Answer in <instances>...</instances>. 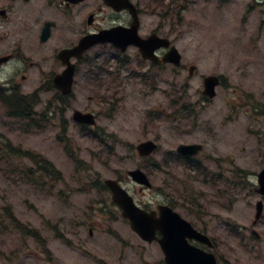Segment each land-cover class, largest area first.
Returning a JSON list of instances; mask_svg holds the SVG:
<instances>
[{
    "label": "rangeland",
    "instance_id": "374dc122",
    "mask_svg": "<svg viewBox=\"0 0 264 264\" xmlns=\"http://www.w3.org/2000/svg\"><path fill=\"white\" fill-rule=\"evenodd\" d=\"M182 9L170 34L182 55L185 79L166 69L149 73L137 61L135 72L146 74L149 84L140 78L126 81L123 88L112 87L107 103L78 79L66 112L67 133L61 118L52 119L40 132L12 129L0 106V264H164L156 247L146 246L131 231L108 194L76 191L88 182L125 176L140 165L151 172L154 188L141 192L124 183L138 203L153 208L172 203L189 221H208L209 234L220 246L221 264H264V214L255 228L260 238H252L249 231L260 199L254 191L256 175L264 168V4L188 0ZM190 66H197L193 77L188 74ZM15 74V68L4 69L0 81L14 77L25 94L37 89L36 73L24 84ZM209 75L224 77L212 100L202 95L203 79ZM116 93L115 100L109 98ZM39 97L40 111L55 103L53 92ZM75 110L97 115L101 128L97 133L104 132L105 143L81 133L72 121ZM150 139L161 148L153 161L145 163L129 146ZM3 143L50 160L64 183L55 189L52 182L43 184L41 180L47 179L41 173L31 174L35 165L5 156ZM181 144L204 146L196 162L203 173L191 174L176 162L173 152ZM83 165L89 169L81 170ZM239 170L246 172L251 188L243 181L234 183L241 180ZM85 212L90 225L83 230ZM8 215L40 231L45 247L18 235ZM89 226L97 228L92 237Z\"/></svg>",
    "mask_w": 264,
    "mask_h": 264
},
{
    "label": "flooded vegetation",
    "instance_id": "af4514ba",
    "mask_svg": "<svg viewBox=\"0 0 264 264\" xmlns=\"http://www.w3.org/2000/svg\"><path fill=\"white\" fill-rule=\"evenodd\" d=\"M170 2L171 0H0V55L14 59L12 62H16L15 69L21 75L23 83H28L33 74L40 73V86L53 85V78L66 68L58 59L61 51L75 47L85 36L113 29L123 32L131 30L136 15L139 17V34L142 38L154 34L169 38ZM173 14L176 15L175 10ZM101 49H110L115 53L113 61L118 73V80L115 82L124 86L137 67L138 50L131 46L122 53L111 44L95 46L85 54L84 59L74 61L75 82L80 79L87 86L100 85L97 78L106 76L107 66L86 64L85 60ZM166 52L167 50L160 49L156 54L161 57ZM143 62L152 65L151 62ZM166 66L159 67L170 69V65ZM99 72L100 75H97ZM174 72L181 77L178 71ZM73 97L74 94L70 96V101ZM191 222L198 231L209 235L208 226L211 225L208 221L202 218L196 223ZM210 238L214 244L212 249L200 242L190 243L218 257L219 244L216 239Z\"/></svg>",
    "mask_w": 264,
    "mask_h": 264
},
{
    "label": "water",
    "instance_id": "95a60500",
    "mask_svg": "<svg viewBox=\"0 0 264 264\" xmlns=\"http://www.w3.org/2000/svg\"><path fill=\"white\" fill-rule=\"evenodd\" d=\"M158 42L160 40L155 39ZM108 41V40H106ZM151 41V40H150ZM87 40H83L81 45L69 55H80L86 49H88L93 42L88 43ZM166 42V41H165ZM131 43L138 44L140 47L144 44L141 40H132ZM168 45V42H166ZM152 45L142 46L143 55L145 58L151 57ZM167 59L176 65L180 64V56L175 50H172ZM73 68L67 70L64 75L59 76L56 79L59 90L64 94L70 93V85L72 83ZM217 85L216 78H208L206 80V92L205 94L213 97L214 87ZM75 119L82 123L94 124V118L91 115H82L81 113L75 114ZM158 149V146L148 141L141 144L138 147V151L141 156H149ZM202 150L199 145H181L178 148V153L184 156H196ZM128 175L140 185L151 187V184L147 176L139 169L129 172ZM260 190L259 192L264 195V171L259 175ZM106 184L113 192L114 201L123 209V215L129 218L132 222V228L143 239L152 242L156 231H160L163 234V239L160 241L162 249L166 255L167 264H216L215 259H201L198 256L196 250L191 247L187 242V237L190 239H197L202 241H209V239L197 231H195L190 224L185 222L181 217L174 213L172 209L168 207H160L161 218L156 219L152 217V214L145 213L138 209L132 198L122 189V187L115 181H107ZM262 213V205H258L257 219L260 218ZM204 238V239H203Z\"/></svg>",
    "mask_w": 264,
    "mask_h": 264
},
{
    "label": "trees",
    "instance_id": "16d2710c",
    "mask_svg": "<svg viewBox=\"0 0 264 264\" xmlns=\"http://www.w3.org/2000/svg\"><path fill=\"white\" fill-rule=\"evenodd\" d=\"M0 101L5 105L9 116L12 118H21L26 121H31L37 126H40L41 122L45 121L46 118H49L47 112H44L42 115L40 113L34 112V107L37 104V98L34 99L32 96H23L17 90L8 92L7 90H4V88L0 87ZM59 102L64 104L67 102V99L61 98ZM37 116H39L40 119H37ZM21 156L30 160L35 166H37V170L43 172L44 175H48L54 179L59 177L60 174L58 172L56 173L55 170L51 168L52 165L42 157L36 156L35 154H31L29 152L22 153ZM53 181L60 182L61 180ZM93 187L98 188L96 186ZM100 189H103V191L107 190L105 186H102ZM20 230L29 237H37L36 231H30L26 229V226L25 228L22 226ZM36 240L41 243L39 238ZM43 247H45V245H43Z\"/></svg>",
    "mask_w": 264,
    "mask_h": 264
},
{
    "label": "bare ground",
    "instance_id": "6f19581e",
    "mask_svg": "<svg viewBox=\"0 0 264 264\" xmlns=\"http://www.w3.org/2000/svg\"><path fill=\"white\" fill-rule=\"evenodd\" d=\"M143 57H144V55H143Z\"/></svg>",
    "mask_w": 264,
    "mask_h": 264
}]
</instances>
